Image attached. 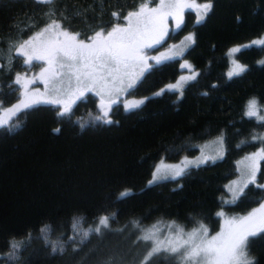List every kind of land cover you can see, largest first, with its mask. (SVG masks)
<instances>
[{
	"label": "trees",
	"instance_id": "trees-1",
	"mask_svg": "<svg viewBox=\"0 0 264 264\" xmlns=\"http://www.w3.org/2000/svg\"><path fill=\"white\" fill-rule=\"evenodd\" d=\"M148 2L154 4L0 0V49L53 21L80 33L81 39L102 28L109 31L117 22L126 23L122 17L128 11ZM212 3L202 23L194 22L190 13L181 30L194 31L195 43L183 58L197 71L181 93L166 89L184 72L182 60L174 59L145 73L131 93L145 102L128 112L115 105L110 124L96 119L101 116L98 98L87 94L63 116L57 106H36L0 128V264H140L147 252L138 240L143 230L175 221L185 232L202 223L215 234L222 224L218 212L244 216L264 201V188L256 185L235 203L226 198L239 160L264 148V140L254 138L264 137V122L245 114L253 98L264 113V45L246 47L264 36V0ZM233 48L240 49L235 58L246 70L229 78ZM0 65V106L9 107L21 98L16 74L39 69V64L28 66L15 56L9 67L3 60ZM217 136L224 138L222 159L150 184L163 158L177 162L194 157L200 145ZM258 182L264 183V160ZM126 191L130 195L120 199ZM104 215L114 216L110 230L83 238ZM44 225L50 230L41 234ZM261 236L249 239V256L256 264H264ZM10 242L19 245L14 259ZM153 259L156 264H180L166 253Z\"/></svg>",
	"mask_w": 264,
	"mask_h": 264
},
{
	"label": "snow or ice",
	"instance_id": "snow-or-ice-1",
	"mask_svg": "<svg viewBox=\"0 0 264 264\" xmlns=\"http://www.w3.org/2000/svg\"><path fill=\"white\" fill-rule=\"evenodd\" d=\"M37 2L52 4L54 0H37ZM184 7L183 0H160L159 7L153 8H149L146 3H141L138 9L134 8L122 17L127 22L125 25L117 22L111 26L110 31H105L102 28L83 39L80 38V33H71L67 29H62L60 23L53 21L42 31L15 47L16 54L24 58L26 65H32L34 60L44 61L46 67H42L38 78L45 83L46 92L50 93L51 98L41 101L29 97L6 111L15 115L22 107L31 108L34 104L41 102L59 104L62 103L59 99L62 95H70L79 99L84 97L86 92L92 91L101 96L102 105L106 96L109 100L110 109L111 104L117 103L118 94L134 87L135 80L148 67L147 54L144 49L153 47L154 43L162 42L166 33L160 26L163 25L165 19L169 15H175L179 28ZM198 7L201 12L198 13L196 23L200 24L213 10L212 0H208ZM112 16L117 21L121 19L118 12H112ZM46 34L49 35L46 36ZM185 40L190 44L195 43L194 34H189ZM37 41L39 44L36 43ZM253 43L264 45V40H257ZM239 50L233 48L231 52L235 53ZM152 58L160 63L159 58ZM261 63L264 64V61ZM184 67L190 68V65L185 64ZM244 71L243 66L236 64L235 69L229 72V78L233 75H240ZM195 76L196 74L193 73L187 79H195ZM181 79L186 78L181 77ZM25 80L24 75L16 74L15 83L27 91V83L22 84V81ZM178 87L179 85L169 86L170 89H178ZM160 94L156 93V95ZM72 102L74 103V100ZM143 103V100L127 102L125 103V110L138 108ZM70 111V104L64 103L63 111L59 114L63 116ZM259 111L258 102L253 98L249 101L245 114L250 118L257 117L258 120L264 122V115H260ZM107 116L108 111H103V117L97 116L96 119H103L104 123H112L110 119H106ZM6 124L7 121L0 120V127H5ZM56 131L59 132V129ZM254 138L264 140V137ZM219 143L223 148L222 137ZM258 157L264 159V148L246 159L255 161ZM191 163L193 162L185 161L183 167L181 165L165 167L173 173L172 178L175 179L182 175L184 168ZM257 171L258 169L253 164L243 187H247L248 183L256 184ZM160 172L161 168L158 167L156 173L159 174ZM162 178L167 179L168 177L165 175ZM156 179L157 176L154 175L150 184L155 183ZM256 186L264 188V184H257ZM242 191L243 188L240 189L241 193ZM128 195L130 193L127 191L123 192L120 199ZM237 198L238 196L234 193L231 203H235ZM217 215L224 217L225 213L221 210ZM110 219L114 220V216L112 218L107 215L101 216L94 228H89L83 232V238H87L90 233L105 235L106 230H110ZM225 223L227 228L212 236L208 235L209 230L202 223L191 232H185L184 228L176 225V222L173 221L169 228L171 229L175 225L174 238L158 236L159 230L155 226L145 229L143 230L144 234L138 237V240H142L147 246L146 255L140 264H149V262L156 264L153 258L159 257L161 253L168 254L171 259L178 260L180 264H256V261L249 256V247L252 243L249 237L264 234V204H261L259 208L254 209L247 216L228 218ZM75 228L76 223L73 224V229ZM49 230L50 226L48 225L40 228L41 234ZM72 239L75 238L72 237ZM261 239H264V236H261ZM9 247L10 258L14 259L16 257L15 250L19 245L10 242ZM52 250L55 252L57 249L54 247ZM60 251L63 249L61 248Z\"/></svg>",
	"mask_w": 264,
	"mask_h": 264
},
{
	"label": "rangeland",
	"instance_id": "rangeland-1",
	"mask_svg": "<svg viewBox=\"0 0 264 264\" xmlns=\"http://www.w3.org/2000/svg\"><path fill=\"white\" fill-rule=\"evenodd\" d=\"M150 1L153 2L154 4H151L150 2L146 3V4H148L149 8L159 7L160 0H150ZM183 3L185 5V7L183 8L182 16L180 17V20L182 22L180 23L179 28L177 27V22L178 21H177V18L175 17V15H169L165 19L163 25L160 26V27H162V29L166 33L165 40L162 43H159V44H155L154 43V46L151 47V48H145L144 49V52L147 54V65H148V67L143 72V74L141 76H139L138 79L135 80L134 87H132L130 89H127L126 91H123V92L118 94L117 103L111 104L110 105V109H109V100H108V98L106 96L104 97V101H103V105H102L101 96L96 95L94 91L85 93L84 97L87 94H91V95H93V96L98 98L99 107H100V111H101V117H103V111H108V116L106 117V119L112 120V117H111L110 114H111V111H112L113 107L115 105H117V104H121L123 106V109L125 110V103H127V102H133V101H139V100H143L145 102V100H146L145 98H136V97L132 96L131 93L137 87V85L142 80V78L144 77V75H145V73L147 71L152 69L154 66L162 64L165 61H171V60H174V59H181L182 60L181 68L184 71L182 73L181 77H185L186 78V79L182 80L181 77H180L176 83L170 84V85H179L178 89H170L169 88L170 85H168V87L166 89H168L170 91H178L179 93H181L183 88L194 80V79H187V78L191 77L193 75V73H195L196 76H197V71L194 69L192 64L188 60L183 58L184 54L194 44V43L190 44L188 41H186L185 37L188 36L189 34H194L193 33L194 31H187L185 33H181V30H182V28H183V26L185 24L186 19L192 17V16L189 15L190 13L194 16V22H196V20L198 19V13L201 12V9L198 7V5H202L203 3H201L199 0H183ZM189 5H191V7H189ZM49 24H51V23H49ZM49 24H47V25H49ZM47 25H45L38 32L42 31ZM62 29H63V27H62ZM38 32H35L34 34L28 36L25 39L21 38V39L13 40L10 43L8 42L9 44H8L7 49H0V60H3L5 62V66L6 67H9L12 64L13 60L15 59V56L18 57V58L23 59V61H24L23 57L18 56L16 54L15 47H18V45L20 43H22L24 40H27L30 37L34 36ZM47 35H49V34H46V36ZM257 40H264V36L262 38H260V39H256L255 41H257ZM253 42L248 44L246 47H249V46H260V44H255ZM36 43L39 44V41H37ZM181 52H182V54H181ZM235 54H236V52L235 53L231 52V55L233 56V58L231 60V68H230L229 72H232L235 69L236 64L241 65L239 63V61L235 58ZM152 57L159 58L160 63H157L156 60L153 59ZM34 63L39 64V69L38 68H37L38 70L37 69H31L29 72L22 74V75H24L26 77V80L22 81V84L23 83H27V91H25V89L23 87H21V85H20L21 98L14 105L18 104L21 100L28 99L29 97L34 98V99H39L41 101H43L45 99H48V98H51L50 93L46 92L45 83H43L42 80L40 78H38L42 67H46V65H45L44 61H36V60H34L33 64ZM185 64L190 65V68L189 67H184ZM241 66H243V65H241ZM243 67L246 70V67L245 66H243ZM229 72H228V77H229ZM234 76H237V75H233L232 77H234ZM33 80H34V82H32ZM126 83H127V80H126ZM84 97H82V98H84ZM82 98L77 99L74 96L62 95V96L59 97V99H61L62 103L50 104V103L41 102V103L34 104L31 108H34L36 106L53 105V106H57L58 108H60V112H61V111H63L64 103H69L70 104V108L72 110L74 108V106L77 104V102L79 100H81ZM73 100H74V103L72 102ZM14 105H12V106H14ZM12 106H9V107H1L0 106V120L7 121L6 126L20 112L28 110V109H31V108H23L22 107L20 111H18L15 115H13V114L8 113L6 111L8 108H11ZM134 109H136V108H134ZM134 109H131V110H134ZM131 110H125V111L128 112V111H131ZM259 114L260 115H264V113H262L261 111H259ZM101 120L103 121V119H101ZM0 128H3V127H0ZM221 137L223 138V136H217L214 140L205 142L204 144L200 145L199 153L196 156H194V157L184 156L177 162L168 161L165 158H163L157 164V166L155 168V171H154V174H153V177H154V175L157 176V179H156L155 183H159V182H162V181L173 179L172 178L173 173L170 170H168V168H166L165 166L181 165L183 167L185 161H192L193 162L191 164H188V166L184 168L183 174L180 175V176H177L175 178V179H177V178H180L181 176H183L184 173L190 168L199 167V166L206 165L208 163L215 162L217 160L222 159L225 156V144L223 143V148H221V144L219 143ZM223 142H224V138H223ZM260 150H258L256 152H253L252 154L246 155L242 159L239 160V162H238V175L227 186V196H226V198H227V202L228 203H231L234 193L238 196V198L236 199V201H237L245 193L246 189L250 185L264 184V183H259L258 182V176H259V173H260V170H261V163H262V161L264 159H261L259 157L256 158L255 161L246 159L247 157L252 156L254 153L260 152ZM202 160L204 162L201 163L200 161H202ZM253 164H255L256 168L258 169V171L256 173V184L248 183L247 187H243L245 181L249 177V174H250V171H251V166ZM158 167L161 168V172L159 174L156 173V169ZM165 175H167V177H168L167 179L162 178ZM151 181H153V178H152ZM155 183H151V184H155ZM230 187L232 189L231 191H230ZM241 188H243L242 193L240 192ZM261 204H264V201ZM260 205L258 207H256L255 209L259 208ZM223 211L225 213V210H223ZM247 215H244V216H247ZM239 217H243V216H238V217H235V218H239ZM228 218H233V217L229 216V215H226V213H225L224 217H221V223L222 224H221L220 231L222 229H226L227 228L225 220L228 219ZM169 225L170 224H166V225L163 224V225H159L158 227H156V229L159 230L157 232V235L160 236V237H172V238H174L173 233L175 232V225H173L171 229L169 228ZM215 234H217V233H215ZM215 234H210V232L208 231V235L209 236H212V235H215ZM250 238L251 237H249V239Z\"/></svg>",
	"mask_w": 264,
	"mask_h": 264
},
{
	"label": "flooded vegetation",
	"instance_id": "flooded-vegetation-1",
	"mask_svg": "<svg viewBox=\"0 0 264 264\" xmlns=\"http://www.w3.org/2000/svg\"><path fill=\"white\" fill-rule=\"evenodd\" d=\"M17 1H22V2H24V1H27V0H17ZM28 1H33V3H37V4H41V5H50V4H47V3H39V2H37V0H28ZM54 2H55V0H54ZM53 2V3H54ZM52 3V4H53ZM42 29V28H41ZM165 38H166V36H164V38H163V40H162V42L165 40ZM161 42V43H162Z\"/></svg>",
	"mask_w": 264,
	"mask_h": 264
}]
</instances>
